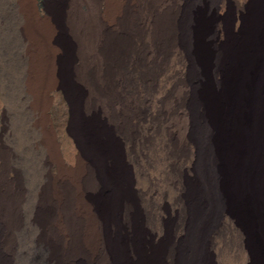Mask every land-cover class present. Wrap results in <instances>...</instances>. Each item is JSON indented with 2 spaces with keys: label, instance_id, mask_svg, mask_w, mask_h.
Here are the masks:
<instances>
[{
  "label": "bare ground",
  "instance_id": "bare-ground-1",
  "mask_svg": "<svg viewBox=\"0 0 264 264\" xmlns=\"http://www.w3.org/2000/svg\"><path fill=\"white\" fill-rule=\"evenodd\" d=\"M16 1L47 50L54 14L44 22L35 0ZM106 7L86 74L65 86L51 61L53 77L33 82L45 167L59 174L26 224L20 185H0V264H264V0ZM59 89L78 148L71 169L49 115Z\"/></svg>",
  "mask_w": 264,
  "mask_h": 264
},
{
  "label": "rangeland",
  "instance_id": "rangeland-1",
  "mask_svg": "<svg viewBox=\"0 0 264 264\" xmlns=\"http://www.w3.org/2000/svg\"><path fill=\"white\" fill-rule=\"evenodd\" d=\"M109 1L120 3L123 0ZM35 3L38 15L44 22L46 17L55 16L51 25L57 31L58 40L47 50L41 46L37 48L32 42L29 26L36 23L20 11L17 1L0 0V185L2 187L14 182L21 186L20 219L23 224L31 218V210L38 202L36 199H40L44 208V187L52 188L54 185L51 184H55L59 174L56 165L45 167L47 158L38 129V107L33 96V82L38 78L44 83L46 77H53V74L44 73L51 61L56 62L61 69L55 77L65 86L69 80L86 74L89 61L100 58L93 56L91 51L99 39L95 37L96 31L108 23L107 0H100L97 13L89 12V0H35ZM80 46L85 49L84 54L80 52ZM47 51L63 55L46 57L44 54ZM68 52L70 55H67ZM50 97L51 128L62 163L71 169L77 160L78 148L70 132V102L66 92L60 89L50 92ZM259 217L264 228V198Z\"/></svg>",
  "mask_w": 264,
  "mask_h": 264
}]
</instances>
